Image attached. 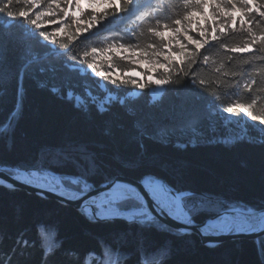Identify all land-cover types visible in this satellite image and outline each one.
<instances>
[{
    "label": "trees",
    "instance_id": "1",
    "mask_svg": "<svg viewBox=\"0 0 264 264\" xmlns=\"http://www.w3.org/2000/svg\"><path fill=\"white\" fill-rule=\"evenodd\" d=\"M25 2L8 0L0 8V165L40 169L43 161L61 177L78 174L99 182L118 175L135 179L139 166L163 162L168 165L166 175L171 182L212 197L197 223L214 215L217 199L232 207L264 209L261 127L245 123L244 134L230 142L223 141V127L204 140L191 143L176 139L188 130L206 129L214 119L208 115L209 107L217 117L216 108L222 110L230 100L248 102L241 89L238 97L221 95L215 105L211 97L228 92L234 80L229 78L227 87L207 83V94L196 90V96L188 84L183 88L170 84L154 100L151 86L137 89L131 83L118 85L123 93L120 98L126 101L125 108L143 129L144 137L130 120L117 114L98 117L77 113L60 98V91L55 95L50 92L53 85L67 88L59 55L43 50L47 42L40 41L41 49L30 33L8 25L7 16L15 15L17 6ZM161 2L172 5L178 0L155 1ZM19 15L25 13L21 10ZM109 30L101 28L89 38ZM259 55L264 56V52ZM211 58L216 56L211 54ZM237 61L234 59L229 68L239 72L242 65ZM128 64L120 57L114 61L121 73L130 70ZM209 71L202 72L205 78ZM257 79L264 86V76ZM140 82L147 84L146 79ZM133 89L138 94L127 95ZM260 96V107H264V94ZM93 167L99 174H92ZM157 250L160 255L151 258ZM90 251L97 253V264H264V235L258 239L230 238L213 246L204 244L194 233L168 226L141 236L119 221L95 223L72 205L0 186V264H83ZM146 255L150 258L144 259Z\"/></svg>",
    "mask_w": 264,
    "mask_h": 264
},
{
    "label": "snow or ice",
    "instance_id": "2",
    "mask_svg": "<svg viewBox=\"0 0 264 264\" xmlns=\"http://www.w3.org/2000/svg\"><path fill=\"white\" fill-rule=\"evenodd\" d=\"M7 4L8 0H0V8ZM21 10L25 15H19ZM15 13L7 16L10 27L30 33L41 49L40 41L47 42L43 50L59 55L61 67L68 78L67 88L61 90L53 85L50 92L55 95L60 91V98L77 113H94L98 117L117 114L130 120L144 137L143 129L127 112L126 101L120 98L123 93L117 86L131 83L137 89H145L154 85L155 89L162 91L166 85L176 84L183 88L188 84L193 96H196V90L207 94V82L202 72L209 70L213 60L211 54L213 50H218L232 58L225 63V67L229 68L234 59L243 63L241 70L237 71L238 75L224 77L228 83L231 78L235 84L228 92L211 97L215 105L221 95L231 93L233 97H238L241 89L248 102L233 99L222 110L217 107L216 111L222 114L224 121L245 120L252 127L264 130V107H260L264 86H260L257 79L264 76V56L259 55L264 52V0H178L172 5L157 4L153 0H26L17 6ZM38 13L40 18L36 19ZM43 20L55 22L37 27ZM116 21H121L118 28L100 37L89 38L90 34ZM61 25L65 26L63 31L71 32L75 38L67 47L53 48L59 44L46 37L53 29H61ZM145 40L147 42H143ZM116 57L127 59L128 67L135 75L119 80L112 78L110 73ZM78 62L86 67L79 66ZM141 62L147 67L134 66ZM82 71L86 73L83 76ZM92 73L102 77L104 82L94 79ZM145 75L148 77L147 84L138 79ZM114 92L118 94L113 95ZM253 93L257 95L253 96ZM211 109L209 107L208 115L216 119V112L213 114ZM139 147H143V140ZM80 150L86 151L83 147ZM141 155L144 153L141 152ZM167 170L166 163H150L139 166L133 180L117 176L99 182L90 180L88 176L73 174L71 184L77 187L68 195L82 202L81 211L92 222L119 221L141 236L154 228L167 227L161 225L160 213L175 218L180 222L179 227L194 226L197 218L206 214L205 204L212 197L171 182L166 175ZM40 171L46 176L52 169L46 168L42 161L41 168L34 170L33 174ZM92 174H99V170L93 167ZM57 183L63 188L62 182ZM3 185L4 181L0 179V186ZM215 205L214 215L206 218L214 219L222 213L227 214L232 208L218 199ZM261 230L264 231V228ZM105 249L111 251L108 246ZM160 253L157 250L151 258ZM148 258L147 255L144 257ZM83 264H97V253H86Z\"/></svg>",
    "mask_w": 264,
    "mask_h": 264
},
{
    "label": "water",
    "instance_id": "3",
    "mask_svg": "<svg viewBox=\"0 0 264 264\" xmlns=\"http://www.w3.org/2000/svg\"><path fill=\"white\" fill-rule=\"evenodd\" d=\"M10 167L13 166H6V165H0V179H2L4 181V186H7L9 184L13 185V187L11 188H18V189H23L27 192L30 193H34L37 194L43 198L46 199H55L61 203L64 204H69L72 205L73 207L80 209V204L82 202H78L75 199H72L71 197H67L65 195H63L62 193L53 191L51 189H47V188H43L30 184L28 182H25L23 180H20L18 178H16L11 172H9L8 170H10ZM18 170V169H17ZM117 177V176H115ZM118 177H120L121 179H126V180H133L134 178L131 177H126V176H122V175H118ZM74 191V190H73ZM250 208V207H248ZM251 209V208H250ZM252 210L258 212L259 214H262L260 217V221H264V209H253ZM246 211V210H243ZM210 220V219H207ZM203 221L200 223L195 222L194 226H190L188 228H183V227H179V221H177L175 218L173 217H169L164 213H160V222L163 223L164 225H167L168 227L179 231V232H183V233H194L196 234L201 241L204 244L213 246L218 244L219 242H222L226 239H230V238H252V239H256L259 235L263 234L264 231H262L261 229L264 228V222L263 225L256 227V228H252L249 230H243V231H233L231 233H216V234H209L206 233L204 231H202L201 226L207 221ZM243 233V234H241Z\"/></svg>",
    "mask_w": 264,
    "mask_h": 264
},
{
    "label": "bare ground",
    "instance_id": "4",
    "mask_svg": "<svg viewBox=\"0 0 264 264\" xmlns=\"http://www.w3.org/2000/svg\"><path fill=\"white\" fill-rule=\"evenodd\" d=\"M156 0L153 2L155 3ZM18 169V170H17ZM34 169H19L17 167H10V172L18 179L28 182L36 186H43V188L51 189L53 191L62 193L67 197L71 192H74L72 189L68 188L66 184L62 181L61 176L57 175L54 171L45 173L40 171L38 174L34 175ZM57 181L62 182L58 184ZM81 209V206H80ZM246 210V211H243ZM262 214L252 210V208H242L240 206H233L227 214L222 213L220 216H216L214 219L207 220L202 226V231L209 234L216 233H228L230 231H243L254 229L263 225L264 221H260Z\"/></svg>",
    "mask_w": 264,
    "mask_h": 264
},
{
    "label": "rangeland",
    "instance_id": "5",
    "mask_svg": "<svg viewBox=\"0 0 264 264\" xmlns=\"http://www.w3.org/2000/svg\"><path fill=\"white\" fill-rule=\"evenodd\" d=\"M96 10L98 11L99 8H97ZM120 23H121V21L111 22V23H109V25L104 27V29L105 30L106 29H116V28L119 27ZM124 60H127V59H124ZM135 65L138 68L147 67V65L142 63V62L139 63V64H135ZM79 66L86 67V66H83V65H79ZM106 67H107V65H105V68ZM87 71H89V73H91V70H87ZM91 75L93 77H95L96 80L104 82L102 80V77H96L94 73H92ZM110 75L112 76V78H115V79H123L126 76L135 75V73H133L131 70H128V71H125V72L121 73L119 71V69L117 67H115V65H114L113 66V71L110 73ZM155 78L156 77H154V79ZM138 79L140 81H144V79H146L148 81V77L146 75L145 76H140V77H138ZM105 83H107V82H105ZM109 83H110V81H109ZM138 92L139 91L137 89H133L132 91L128 92L127 95L136 96L138 94ZM161 92H162L161 90L155 89L154 85L151 86L150 93H151L152 100L158 98L159 95L161 94ZM113 95H116V93L114 92ZM245 123H248V122L245 121V120H241L239 122H237L235 120L224 121V120H222V114L218 111L216 119L214 118L206 129H191V130H188V131L178 135L176 137V139H180L181 141H184V142L185 141H189L191 143L196 141V140H204V139H207V138L211 137L214 134V132H216L220 127H223L225 129V131L223 133V141L230 142L236 136H242L244 134ZM259 131L261 132V134H264V130L259 129ZM221 139H222V136H221ZM17 168L21 169L20 167H17ZM32 169H34V168H32ZM57 175H59V174H57ZM61 178H62V181L66 184V186L68 188H70V189H72L74 191L76 190L77 186L71 184V180L73 178L72 176H62ZM231 232H233V230L230 231L229 233H231ZM263 235H264V233L259 235L256 239H258L259 237H261Z\"/></svg>",
    "mask_w": 264,
    "mask_h": 264
},
{
    "label": "clouds",
    "instance_id": "6",
    "mask_svg": "<svg viewBox=\"0 0 264 264\" xmlns=\"http://www.w3.org/2000/svg\"><path fill=\"white\" fill-rule=\"evenodd\" d=\"M40 18V14H37L36 19ZM55 21L51 20H43L41 24H38L37 27H43L45 25H49L54 23ZM64 25H61V29H53L50 36H47L46 39L50 40H56V43L59 44L61 47H67L69 44H71L72 40L75 38L71 32L63 31ZM79 29H77V34H79ZM41 35H45L44 33H41ZM58 36H61V39H57ZM88 55H91L88 53ZM212 55L216 56V59L212 60V63L209 65V72L206 77V82L208 84H217L221 86H229L228 81L224 79V77L229 75H238V72L225 67V63L232 59L231 57L225 56L222 53H220L218 50H213ZM83 59V57H82ZM87 62V61H85ZM237 63H243V61H237ZM214 77V78H213ZM218 95V94H217ZM262 114H264V110H262Z\"/></svg>",
    "mask_w": 264,
    "mask_h": 264
}]
</instances>
